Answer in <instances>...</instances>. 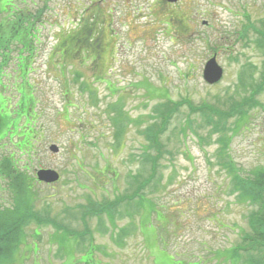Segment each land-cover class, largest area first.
<instances>
[{"label": "rangeland", "instance_id": "374dc122", "mask_svg": "<svg viewBox=\"0 0 264 264\" xmlns=\"http://www.w3.org/2000/svg\"><path fill=\"white\" fill-rule=\"evenodd\" d=\"M102 1L111 7L102 6ZM108 1L25 0L18 4L32 13L48 10L39 23L40 40L35 37V42L31 39L22 45L30 56L36 51L29 61L30 82L18 77L16 63L11 64L17 56L19 69L29 57L14 52L7 71H0V97L8 103L7 115L20 113L24 87L25 94L38 105L33 127L24 118L17 122L22 131L24 127L34 128L38 136L32 168L26 163L31 161L28 156L21 159V167L33 177L39 169L52 168L60 173L56 184L38 183L34 210L57 221L61 230L57 225L38 229V225L29 224V237L11 264H243L226 258L231 249L245 245L246 235H252L248 215L256 206L248 205L238 189L233 193L234 178L219 164V151L228 154L220 150L219 139L228 132L213 131L202 112L192 113L193 108L190 111L183 105L160 137L163 154L152 170L150 162L141 165L142 157L148 150L154 157L158 150L142 138L141 130L159 123L153 114L157 104L171 102L173 111L177 102L188 100L195 107L209 104L226 110L249 95L239 72L249 61L254 65L252 79L258 81L264 74V57L255 44L258 36L253 30L264 23V0H182L183 19L187 21L193 14L200 25L195 28L186 23L189 27L178 34V45L174 38L157 35L161 24L154 15L161 16L159 8L152 17H146L148 2L153 0ZM117 1L119 8L114 4ZM100 9L103 16L109 10L114 26H108L111 19L101 17L102 25L89 29L104 39L94 71L88 69L93 59L85 48L77 58L62 61V42L75 35L81 24L83 28L96 22L94 15L102 14ZM4 21V16L0 17V24L5 26ZM16 22V31L25 32ZM6 39L3 35L0 44L6 45ZM214 51L224 77L210 86L202 73ZM8 53L0 58V64L9 60ZM105 74L107 85L88 83L94 75ZM112 86L116 88L114 96ZM255 99L262 108L249 112L251 120L228 146L241 179L264 167V90ZM117 101L124 106L125 123L130 128L121 147L113 137L116 116L110 111ZM14 120V116L8 117L7 124H11L0 133V161L14 150L9 138L13 143L18 141V130L5 139L9 129L17 127ZM234 122L235 118L228 121V130ZM53 144L59 153L50 150ZM9 160L15 162L14 155ZM138 176L147 177L144 193L137 194L132 202L124 203L123 199L113 220L106 214L88 217L89 230L85 231L83 209L113 202L127 193L128 184L142 182ZM112 178L114 186L104 183ZM7 180L0 173L3 206L12 199ZM37 229L40 232L34 233ZM83 236L87 238L81 240ZM254 259L261 262L264 253L254 254Z\"/></svg>", "mask_w": 264, "mask_h": 264}, {"label": "trees", "instance_id": "16d2710c", "mask_svg": "<svg viewBox=\"0 0 264 264\" xmlns=\"http://www.w3.org/2000/svg\"><path fill=\"white\" fill-rule=\"evenodd\" d=\"M21 0H0V17L5 18V26L4 24H0V41L2 40V36L6 35L7 39L5 41L6 45L0 44V58L2 56L6 57V54L10 53L13 50V46H17L20 41H22L23 36H33L36 34V30H34L35 24V16L31 15L29 11H27L30 15H26L24 10L18 7V2ZM34 16V17H33ZM18 21L25 29V32L22 29L16 31V25ZM5 27H8L5 30ZM22 33V34H21ZM262 39H260L261 46L264 47V33H261ZM87 39L86 30L77 32L74 36L68 38V40H64L60 47L64 49L62 57L67 59L71 58L74 53V50L81 49ZM75 52V54H76ZM6 61L4 65L0 64V71L6 68ZM22 76L23 73H22ZM23 100L22 105L24 109H26V104L28 103V107L26 110L31 112L32 109L35 108L36 103L29 99L28 95L25 96V93L22 94ZM0 110L2 115H0V130L7 126V114L2 108V102L0 101ZM234 111H237L236 107L233 108ZM9 127H7L8 129ZM32 133L27 136V138L22 141L19 145L18 152L20 155H28L30 157L34 156L35 150L32 145ZM14 155V161H10L9 157L4 159L2 163L0 162V168L2 175L8 179V186L11 189L15 204L11 206H0V264H11L14 259V255L21 248L22 245L27 240L26 229L32 222H35L38 226H44L50 223L56 224V221L46 218L47 215L43 217L40 213L34 210V202L36 201V195L32 197L31 191H33V184L30 179H28L24 169L19 166L21 162L17 158V152L12 154ZM155 170V169H154ZM235 173V172H234ZM235 180H238V174H234ZM246 183H243L242 186L244 190H241V196H243V200L250 201V203L254 204L257 209H253L250 211L248 220L249 227L251 229L252 237L255 239V243H253V247L255 250L261 249L264 250V170H258L251 177L245 179ZM32 188H31V185ZM239 190V188L237 187ZM141 191H138L134 194L137 195ZM123 197L122 199H124ZM119 202V201H117ZM117 203H114L112 206H116ZM112 206L104 207L107 209H112ZM115 209V208H114ZM112 213V212H111ZM101 217V216H100ZM99 217V218H100ZM58 226V225H57ZM247 236V235H246ZM250 236L245 238L246 242H250ZM249 244V243H248ZM243 251V250H242ZM244 251L248 252L247 249ZM233 252H231L232 255ZM233 257L238 260H242L243 256L236 252L234 256L230 258L233 260ZM239 260V261H240ZM193 264V263H187Z\"/></svg>", "mask_w": 264, "mask_h": 264}, {"label": "water", "instance_id": "95a60500", "mask_svg": "<svg viewBox=\"0 0 264 264\" xmlns=\"http://www.w3.org/2000/svg\"><path fill=\"white\" fill-rule=\"evenodd\" d=\"M221 77L222 70L216 64L215 59H212L206 67L205 78L208 82L215 83L219 81ZM51 149L55 152L57 151L56 147H52ZM38 176L40 180H44L49 183L56 182L59 180V175L52 170H42L38 173Z\"/></svg>", "mask_w": 264, "mask_h": 264}, {"label": "flooded vegetation", "instance_id": "af4514ba", "mask_svg": "<svg viewBox=\"0 0 264 264\" xmlns=\"http://www.w3.org/2000/svg\"><path fill=\"white\" fill-rule=\"evenodd\" d=\"M159 2H160V4H162L163 8L174 7V16L173 17L168 16L167 20H166V24L169 25L170 27L174 28L176 39L178 42V0H176L174 4H170V3L166 2V0H160Z\"/></svg>", "mask_w": 264, "mask_h": 264}]
</instances>
